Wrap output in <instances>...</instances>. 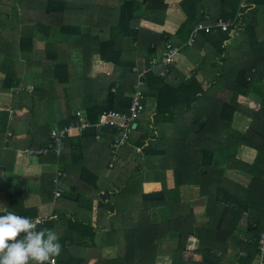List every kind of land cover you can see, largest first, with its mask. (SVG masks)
<instances>
[{
    "label": "trees",
    "instance_id": "16d2710c",
    "mask_svg": "<svg viewBox=\"0 0 264 264\" xmlns=\"http://www.w3.org/2000/svg\"><path fill=\"white\" fill-rule=\"evenodd\" d=\"M116 2L117 23L111 26L110 38L97 41L91 33L105 32V27L110 26L111 17L115 15L111 3ZM218 2L221 11L216 18L211 17L207 21L209 12L206 10V0H182L180 8L186 15V20L175 35H170L142 30L136 24L146 16H165L170 7L166 0H0V93H13L14 101L9 108L15 111L14 116L23 117L29 127V151L47 147L52 129H63L78 123L79 118L74 110L78 109L75 101L79 99L84 110L78 109V112L84 111L86 120L91 124L99 123L110 111L129 114L139 73L133 71L136 64L126 60L123 40L131 37L140 51L142 48L147 50L144 104L146 105L148 98H156L157 106L154 117L143 127V134L134 140L136 146L140 147V153L137 166L132 172V181L110 194L99 181L90 180L91 177L97 179L103 176L109 164L113 168L118 158V152L114 154L111 149L117 132L111 128L85 129L79 137L72 136L64 141L61 155L38 156L40 163L58 165V171L62 173L58 185L54 182L56 174H43L37 179L41 184L42 203L54 204L52 215L39 228L54 229L59 237L62 246L61 254L56 257L59 264H158L160 248L157 241L167 234L177 236L180 243L164 264H224L223 258L227 255L231 241H236L240 250L247 253L242 264H251L257 253L258 239L264 231V209L258 207V210H253L245 205L242 208L239 201H231L233 207L225 208L220 221L200 226L195 224L191 215L187 216L189 205L171 196L175 189H168L163 181L168 168L176 175L175 165L167 164L170 158L174 159L175 152L187 164L180 165L182 168L177 173L174 188L179 189L194 178L196 171L189 163L194 162L195 158L199 177V173L205 174L207 167L212 164V153L196 148L192 154L190 147L189 153L183 151L185 146L181 147V136L184 137L189 132L177 134L179 137L176 139L174 125L175 115L182 109L190 110L192 104L205 96L213 86L205 90L198 79L210 60L206 56L189 79L180 86H173L169 81V73L173 67L162 77L161 72L165 66H154L159 50L167 51L170 46H188L190 35L199 25H214L219 19H232L235 24L227 32L220 31L215 35L213 32L200 31L197 36L200 38H196L193 48L202 51L201 46L210 44L216 51L215 58L222 57L226 50L224 43L230 39L232 32L243 29L249 40V49L260 51V62L264 64V40L259 41L257 36L251 35V30L257 28L254 23L264 21V0ZM72 11L78 18L84 12L96 11L100 12V18L97 24L90 23L95 21L92 14L88 23L90 33L84 34L82 19L80 22L65 21V16ZM31 16L36 17L35 20ZM55 30L79 41L85 66L89 67L79 86L72 85L70 68L61 61L62 55L55 48L51 49L53 46L49 35ZM95 42L98 43L97 47ZM97 51L100 62L114 66V77L91 76L94 64L92 58ZM214 60L209 66L214 73V84L232 77L233 84L226 88L231 92L237 90L240 84L246 85L248 76L259 71V67L253 64L235 77L233 73L228 76V67L225 68L224 63L221 65L224 60L221 58L220 64L218 59ZM19 64L31 73L26 76L28 80H34V70L40 71L42 81L35 84L32 91L27 90L28 83L20 77V73L26 71L19 72ZM251 80L253 81V77ZM54 84L62 88L60 92L55 89ZM62 101L66 103L62 104ZM10 109L0 113V168L8 173L13 172L16 159V150L10 148L9 143L16 136L15 131L12 130L11 137H6V131L12 128L16 119H10ZM54 124L55 128L52 127ZM160 126L165 128L161 129ZM98 135L103 137L102 143L97 140ZM164 138H167V144L163 143ZM133 139L134 136L124 147H134ZM92 146L99 147L97 149L103 150L105 154L100 158L98 171L93 168L92 159L87 161L90 157L88 150ZM203 162L206 165L202 166ZM75 164L80 167L75 168ZM212 171L218 173L214 169ZM67 176H77L78 181L70 185ZM146 184H154L155 188L145 191ZM218 189H224L220 177L215 188L213 183L210 186V193L217 196L220 194L216 192ZM57 190L59 197L55 196ZM129 192L131 199L127 202L126 195ZM124 193L126 195L120 198ZM230 193L231 191L228 196H231ZM95 199L99 201L101 208L106 204L111 210L107 219L97 226L92 223V204ZM244 209L249 211L246 231L239 229ZM4 211H13L25 217L39 214L36 207L25 205L22 192H15L8 197L6 206L0 207V214H4ZM99 233H104L106 247L117 249L116 258H106L103 248L97 246L95 238ZM244 239L249 242L245 243Z\"/></svg>",
    "mask_w": 264,
    "mask_h": 264
},
{
    "label": "crops",
    "instance_id": "0c3cea01",
    "mask_svg": "<svg viewBox=\"0 0 264 264\" xmlns=\"http://www.w3.org/2000/svg\"><path fill=\"white\" fill-rule=\"evenodd\" d=\"M181 1L182 0H166V3L169 4L170 7L165 16L162 14L153 17L146 16L138 21V23L136 22V24H138L142 30L158 34L167 33L175 35L180 25L186 20V15L180 8ZM116 5L117 2L115 4L111 3V7L115 10V15L111 17L110 26L105 27V32L91 33L95 39H98L97 41H104L110 38L111 26L117 23ZM206 10L209 12L207 21H210L211 17H217L221 11V5L218 0H206ZM70 13L71 14L65 16V21L70 23L72 20L80 22L82 19L84 34L90 33L88 23L91 19V15H94L95 21L90 23L97 24L98 18H100V12L96 11L93 13L92 11L84 12V14L80 16H83L82 18H78V15L73 11ZM31 18L35 20L36 17L31 16ZM15 20H17V18ZM210 25L212 24L207 23L203 26ZM254 25H257V28L256 30H251V35L253 37L257 36L259 41L264 40V21L259 20L258 23H254ZM243 31L242 29L241 31L237 30L232 32L230 39L224 43V48L226 49L225 53H223L222 57L218 58H215L216 51L210 44H206L204 47L201 46L200 49L202 51L193 48V46H177L181 49L182 56L179 59V63L175 65L169 73V81H171L172 85L175 87L180 86L195 73L196 69L204 61V56L210 59L203 68L204 73L199 74L198 79L202 82L205 90L209 89L211 86L213 87H211L209 92L199 101L197 100L192 104L190 110L182 109L179 114H176L174 126L176 139L179 137L177 134L183 135L189 132L186 133L184 137L181 136L183 138L181 147L185 146L183 151L189 153L190 147V152L192 154L195 152L196 148L205 150L208 154L212 153L210 154L212 155V164L207 167L205 174L199 173L201 177H206L201 178L197 173V161L194 157L195 161L189 163L190 167L196 171L193 175L194 178L187 181L191 183L186 182L181 185L179 189L174 188L175 182H177V173L180 171V168H182L180 165L187 164V162L182 160V156L180 157L177 152H175L174 159L170 158L167 164L175 165L177 168L176 175L171 168H168L163 180L168 189H175L171 196H175L176 200L178 199L189 205L187 216L191 215L195 220V224L200 226L214 224L220 221L223 212L226 211L225 208L230 206L233 207L230 203L231 201H239L241 204L240 207L242 206V208L245 205L253 210H258V207L264 209V64L260 62V51H252L249 49V40L247 34L243 33ZM218 32L220 31H213L215 35H217ZM49 38L52 43L51 46H53L51 49L55 48L60 55L63 56L62 53H65L66 57L73 58L72 62H67L71 72V83L73 86H79L81 78L84 76L86 70L89 69L88 66H85L84 56L79 41H77L76 38L73 39L72 37L63 35L56 30L50 33ZM95 44L97 47L98 43L95 42ZM122 47L126 50V60H128L129 63L132 62L136 64L133 71L138 73L145 72L147 70L145 52L147 50L142 48V51H140L138 45L131 37L124 38ZM165 53V50H159L154 66L157 64L163 65L162 61L165 57ZM221 58L224 61H221ZM214 59H218L219 64L221 61V65L224 63L225 68L228 67V76L233 73V77H235L239 75L240 72L245 71V68H250L253 64L259 67V71H255L256 73L253 72V74L251 73V75L248 76L246 85L240 84L237 90L231 92L226 88L233 84L232 77L227 80H220L214 84V73L211 72L212 70L209 68L210 63ZM92 61H94V64L90 71L91 76H113L115 71L114 66L112 64L100 62L99 51L95 52ZM17 67L18 69L23 68L21 64ZM22 71H26L25 73H20V77L25 79L28 83V91H32L35 84L41 83L42 79L39 70H34L33 74L35 78L33 81L28 80L26 77L31 73H28L26 69ZM22 71L19 70V72ZM252 77L253 81L251 80ZM29 87H31V89H29ZM67 88H69V85ZM61 89L62 88H59L57 91L60 92ZM7 94L12 95L11 99L5 98L9 96ZM2 99L4 100L3 108ZM12 100L13 93H0V113L5 110V107H10ZM75 102L79 110H84L82 109L81 99ZM64 103L66 102L62 101V104ZM145 106V112L139 120V124L137 123L133 135L134 147L126 146L121 148L113 168H111V164H109L110 166L103 176L97 179L95 177L90 178L93 182L99 181L103 188L110 191V194L113 193L112 191H116L118 188L123 187L124 184L127 185V182L133 179L132 172L137 166L140 153V147L136 146L134 140L139 139L143 134V127L154 117L157 99L148 98ZM78 109L74 110L75 114ZM13 117H16V119H13L12 128L6 131V137H11L12 130L15 131L14 135L16 136H14V139H11L9 143L10 148L16 150V159L13 172H4L0 168V207L4 208L6 206L8 197L13 193L22 192L24 203L27 207H36L39 213L50 216L53 213L54 204L42 203L41 184L37 179L43 174H55L56 171H58V165L42 164L37 158L28 156L26 152L29 151L27 148L31 141L29 137H27L29 127L25 124V119L23 117L14 116L13 114L10 119L12 120ZM1 120H3L2 117ZM52 127L55 128L56 125L54 124ZM160 128L164 129L165 127L163 126L162 128L160 126ZM165 134L167 135V133ZM73 137L79 136L76 135ZM164 139L163 143L167 144V138ZM102 142L103 141H101V143ZM97 148L99 147L92 146L89 148L88 156L90 157L87 161L90 162L92 159L93 168L98 171L100 169V158L105 154L103 150L100 151ZM67 153V155H69L70 151ZM192 154L190 155L192 156ZM204 165L206 164L203 162L202 166ZM74 167L79 168L80 166L79 164H75ZM212 169L218 171V173H214ZM219 177L222 180L224 189L216 190V192L220 194L215 196L210 193V186L213 183L215 188ZM67 178V182L70 185L78 181L77 176H67ZM153 185L154 184H146L144 186V189H146L145 191H150L153 187L155 188ZM159 187L160 185L156 189ZM68 189H70V187H68ZM229 191H231V196H228ZM130 194L131 192L127 193V195L125 193L121 194L120 198L126 195L127 202H129L131 199ZM102 207L103 208L99 206V201L95 199L92 204V223L94 226L100 225L111 213L108 205L105 204ZM248 213L249 211L246 209L242 210L241 213L242 218L239 222V229L243 231H246L248 228ZM163 236L161 240L157 241V245L160 248L157 257L158 264H164L169 259L170 253L176 250L180 243V239L177 236L174 237L171 234ZM244 242L247 243L249 241L244 239ZM95 243L98 247L103 248L106 258L113 259L117 257L118 251L116 248L105 246L104 233H99L96 236ZM246 256L247 253L240 250L237 242L231 241L228 245L227 255L223 258V263L242 264V259ZM255 258L256 255L251 261V264H253ZM209 264H213V262Z\"/></svg>",
    "mask_w": 264,
    "mask_h": 264
},
{
    "label": "built area",
    "instance_id": "2783aa9c",
    "mask_svg": "<svg viewBox=\"0 0 264 264\" xmlns=\"http://www.w3.org/2000/svg\"><path fill=\"white\" fill-rule=\"evenodd\" d=\"M235 24V21L232 19L223 20L219 19L214 25L203 26L199 25L190 35L187 45L192 47L196 41V38L200 31L204 30L206 33L213 31L227 32ZM181 52L179 47H169L166 51L165 57L163 58L162 64L165 66V69L161 72V76L165 77L169 73L170 69L179 63L181 57ZM145 72H141L138 75L137 81V90L132 99L130 113L126 114L117 110L107 112L104 118L97 124H91L86 120L85 112L80 111L76 112L79 120L77 124H72L63 129H52L50 131V143L47 147L41 148L39 150H33L26 152L29 156H46L48 154H55L57 156L61 155L64 150V141L72 136L80 135L85 129L94 127L97 129L111 128L116 130L117 136L114 139L111 149L115 154L119 150L128 145L132 140L135 129L134 125L140 120V117L143 115L145 110V96L143 88L145 87L144 83ZM103 137L98 135L97 140H103ZM112 167V165H111ZM56 178L54 180L55 184H59V179L62 175L61 172L56 171ZM59 190L56 191L55 196L59 197ZM49 215L37 214L33 217L35 221L38 222V228L48 219ZM55 264H59L55 258ZM253 264H264V231L261 233L258 242H257V254Z\"/></svg>",
    "mask_w": 264,
    "mask_h": 264
},
{
    "label": "clouds",
    "instance_id": "9594fccd",
    "mask_svg": "<svg viewBox=\"0 0 264 264\" xmlns=\"http://www.w3.org/2000/svg\"><path fill=\"white\" fill-rule=\"evenodd\" d=\"M61 250L54 229L13 211L0 214V264H55Z\"/></svg>",
    "mask_w": 264,
    "mask_h": 264
},
{
    "label": "rangeland",
    "instance_id": "374dc122",
    "mask_svg": "<svg viewBox=\"0 0 264 264\" xmlns=\"http://www.w3.org/2000/svg\"><path fill=\"white\" fill-rule=\"evenodd\" d=\"M180 52L182 53V51H181V49H180ZM63 54V56H62V58H61V61L63 62V63H66L67 64V62H72L73 61V58H68V57H66L65 56V53H62ZM166 54V53H165ZM181 56H182V54H181ZM73 57V56H72ZM72 69H73V66H72ZM20 71H22L23 70V68H20L19 69ZM54 87H55V89L56 90H59V85L58 84H56V85H54ZM29 89H31V87H29ZM7 95H9L8 97H5V98H9V99H11V94H7ZM18 99L19 100H22V98L21 97H18ZM2 101H3V105H2V108L4 107V100L2 99ZM12 101H14V98H13V100ZM6 109H10L9 107H5V110ZM9 113H10V115L12 116L14 113H15V111L14 110H12V108L10 109V111H9ZM142 117V116H141ZM141 117H140V119H141ZM102 141V140H101ZM29 156V155H28ZM30 157H34V158H37L38 159V156H30Z\"/></svg>",
    "mask_w": 264,
    "mask_h": 264
},
{
    "label": "water",
    "instance_id": "95a60500",
    "mask_svg": "<svg viewBox=\"0 0 264 264\" xmlns=\"http://www.w3.org/2000/svg\"><path fill=\"white\" fill-rule=\"evenodd\" d=\"M136 127H137V124L134 125V128H136Z\"/></svg>",
    "mask_w": 264,
    "mask_h": 264
}]
</instances>
